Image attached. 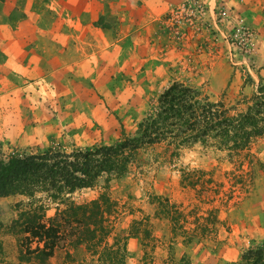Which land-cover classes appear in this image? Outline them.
I'll return each mask as SVG.
<instances>
[{"label":"rangeland","instance_id":"rangeland-1","mask_svg":"<svg viewBox=\"0 0 264 264\" xmlns=\"http://www.w3.org/2000/svg\"><path fill=\"white\" fill-rule=\"evenodd\" d=\"M99 1L106 13L94 25L123 37L118 51H104L100 80L88 76L95 72L94 60L84 64L83 76L71 67L55 78H37L29 89L19 77L21 66L15 75L9 67L0 69V149L5 157L47 150L72 153L136 136L140 123L156 111L160 94L175 81L233 106L234 113L245 111L264 84V0H251L250 5L240 0L238 8L227 0ZM11 37L17 39L4 34L0 42ZM112 56L123 57L122 62L115 64ZM241 162L252 181L236 190L231 172L241 174ZM199 169L224 184L220 193L184 181V171L196 179L194 170ZM103 193L115 204L109 242L114 244L117 237L122 246L126 243L124 264H249L244 255L264 246V134L232 159L213 143L146 146L126 173L104 174L93 187L67 196L81 204ZM169 203L175 205L172 212L177 208L187 218L180 219L186 229H174L163 206ZM42 205L47 217L66 207L43 192L0 198L6 262H20L10 223L22 211ZM207 220L212 229L193 235ZM70 239H61L50 264H110L105 261L110 250L102 259L101 251L93 253Z\"/></svg>","mask_w":264,"mask_h":264},{"label":"trees","instance_id":"trees-1","mask_svg":"<svg viewBox=\"0 0 264 264\" xmlns=\"http://www.w3.org/2000/svg\"><path fill=\"white\" fill-rule=\"evenodd\" d=\"M233 110V106L211 100L200 89L175 81L160 94L156 111L140 123L136 136H124L112 145L72 153L47 150L5 157L0 149V198L16 193L35 197L43 192L46 198L66 206L58 208L50 217H47L44 205L22 211L8 228L18 237L20 262L5 261L0 238V264H50L49 258L61 239L69 236L72 244H84L96 254L101 251L102 259L103 252L110 250L105 260L110 264H117V261L124 264L122 257L126 243L122 246L117 237L114 244L109 242L111 228L108 221L115 212L114 202L103 193L91 202L76 204L69 201L67 194L79 188L93 187L104 174L126 173L141 148L162 142L177 148L196 142L213 143L227 151L231 159L234 155L246 153L253 140L264 134V84L258 88L245 111L234 113ZM173 154L176 155V151ZM252 164L250 160L251 167ZM244 165L241 162L238 166L241 174L231 172L234 173L232 188L236 190L238 185L245 188L252 181L251 171H245ZM194 172L199 174L196 179L187 178L190 174L184 171L183 179H189V186L196 188L201 184L203 189L214 187V191L220 193L223 183L216 182L206 170ZM163 206L167 207L165 212L173 221L174 229H186L180 223L182 218L188 222L182 212L177 208L172 212L175 205L170 203ZM208 221L198 224L192 234H198L199 230L203 233L210 231ZM3 227L0 219V231ZM244 258L249 264H264V246L250 249Z\"/></svg>","mask_w":264,"mask_h":264},{"label":"crops","instance_id":"crops-1","mask_svg":"<svg viewBox=\"0 0 264 264\" xmlns=\"http://www.w3.org/2000/svg\"><path fill=\"white\" fill-rule=\"evenodd\" d=\"M227 1L238 4L237 8L241 4L240 0ZM243 2L251 4V0ZM100 3L99 0H0V40L4 34L17 36L15 40L11 37L5 43L0 42V69L9 67L10 74L15 75L14 70L21 66L19 77L24 78V89H29L37 78H55L71 67H77L76 75L83 76L84 64L94 60L95 72L92 69L88 76L94 77L93 81L100 80V68L107 57L104 51L119 50V42L123 40L114 29L94 25V19L106 13L101 11L102 5L99 8ZM245 10L250 11L248 6ZM18 15L22 16L15 22ZM110 58L117 64L123 57Z\"/></svg>","mask_w":264,"mask_h":264}]
</instances>
